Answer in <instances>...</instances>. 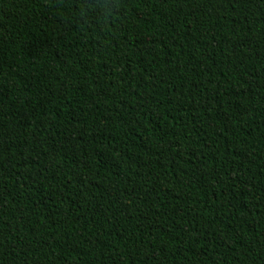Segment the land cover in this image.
Segmentation results:
<instances>
[{
    "label": "trees",
    "instance_id": "trees-1",
    "mask_svg": "<svg viewBox=\"0 0 264 264\" xmlns=\"http://www.w3.org/2000/svg\"><path fill=\"white\" fill-rule=\"evenodd\" d=\"M0 0V264H264V0Z\"/></svg>",
    "mask_w": 264,
    "mask_h": 264
},
{
    "label": "clouds",
    "instance_id": "clouds-1",
    "mask_svg": "<svg viewBox=\"0 0 264 264\" xmlns=\"http://www.w3.org/2000/svg\"><path fill=\"white\" fill-rule=\"evenodd\" d=\"M111 2H112V6H111L112 7V10L115 11L116 9H115L113 0H111Z\"/></svg>",
    "mask_w": 264,
    "mask_h": 264
}]
</instances>
